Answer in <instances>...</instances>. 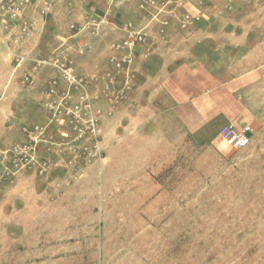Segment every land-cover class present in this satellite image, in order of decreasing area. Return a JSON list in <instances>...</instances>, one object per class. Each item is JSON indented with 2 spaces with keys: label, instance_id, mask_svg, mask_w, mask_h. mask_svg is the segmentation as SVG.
<instances>
[{
  "label": "crops",
  "instance_id": "crops-1",
  "mask_svg": "<svg viewBox=\"0 0 264 264\" xmlns=\"http://www.w3.org/2000/svg\"><path fill=\"white\" fill-rule=\"evenodd\" d=\"M141 1L33 0L27 16L36 27L22 50L30 59L67 55L78 73L102 74L111 67L110 44L126 36L124 23L148 25L152 53L135 61L134 91L157 83L181 134L131 142L127 129L123 134L115 131L120 118L116 110L103 123L106 157L89 166L86 177L69 183L72 174L62 168L53 169L48 178L23 175L1 196L0 209L11 222L5 229L8 235L0 242V264L115 262V242L98 223V213L89 203L95 198L101 209L109 207L107 202L115 194L111 195L107 182L113 184L111 179L115 175L119 179L120 174L125 178L121 183L131 182L130 177L139 170L131 165L143 167L150 162L164 167L176 158L188 136L207 151L221 152L226 145L222 131L229 125L250 132L252 139L256 135L260 122L252 105L264 103V0H171L161 11L152 9V14L140 8ZM47 3L50 11L44 12ZM183 10L202 17L190 30L179 26ZM153 14L158 17L153 19ZM162 20H168L164 37L160 34ZM17 30L15 27L14 32ZM0 51L11 55L3 42ZM31 65L28 61L17 69L13 64L20 83ZM52 72L51 67H43L35 83L24 86L26 99H30L26 124L46 120L42 100L45 81ZM129 102L130 98L125 104ZM21 139L19 130L17 141ZM149 176L143 185L115 197L123 200L126 217L150 224V229L140 228V238L150 232L160 235L150 247H173L178 194L164 190Z\"/></svg>",
  "mask_w": 264,
  "mask_h": 264
},
{
  "label": "rangeland",
  "instance_id": "rangeland-1",
  "mask_svg": "<svg viewBox=\"0 0 264 264\" xmlns=\"http://www.w3.org/2000/svg\"><path fill=\"white\" fill-rule=\"evenodd\" d=\"M13 64L11 55L0 51V143L5 146L18 140L30 101ZM156 84L134 91L130 102L116 109L120 118L115 131L123 134L127 129L131 142L181 134ZM252 106L260 126L248 146L237 149L226 141L223 151H207L188 136L176 158L164 167L150 162L143 167L131 165L139 169L131 182L121 183L122 174L111 179L114 185L107 182L111 195L115 194L107 202L109 207L101 209L95 198L89 201L98 213V223L115 242L111 264H264V103ZM149 175L164 190L178 194L173 247H150L160 235L150 232L140 238V228L150 229V224L126 217L123 200L115 197L143 185ZM2 212L0 242L8 235L5 229L11 222Z\"/></svg>",
  "mask_w": 264,
  "mask_h": 264
},
{
  "label": "built area",
  "instance_id": "built-area-1",
  "mask_svg": "<svg viewBox=\"0 0 264 264\" xmlns=\"http://www.w3.org/2000/svg\"><path fill=\"white\" fill-rule=\"evenodd\" d=\"M32 2L0 0V42L7 46L17 69L31 62V67L21 75L23 86L33 85L36 74L43 67L53 69L45 81L42 100L46 120L22 125L21 140L8 146L0 144V197L23 175L34 173L48 178L53 169L62 168L72 174L70 183L86 177L89 166L103 161L106 157L103 123L135 90L134 64L138 56L148 57L152 53L148 25L126 22L123 25L126 36L110 44L111 67L102 74L78 73L67 55L30 59L22 46L32 37L36 27V22L27 16ZM170 3L171 0H142L140 8L152 14V9L159 7L161 11ZM49 11L47 3L44 12ZM158 14H153L152 18L156 19ZM201 18V15L183 10L178 16L179 26L182 30H190ZM161 23L160 34L164 37L168 20ZM15 27L18 28L16 32ZM79 50L84 52V49ZM222 136L237 149L248 146L252 140L246 131H237L233 125L227 126Z\"/></svg>",
  "mask_w": 264,
  "mask_h": 264
},
{
  "label": "water",
  "instance_id": "water-1",
  "mask_svg": "<svg viewBox=\"0 0 264 264\" xmlns=\"http://www.w3.org/2000/svg\"><path fill=\"white\" fill-rule=\"evenodd\" d=\"M247 135H248V136H251V133H250V132H248V133H247Z\"/></svg>",
  "mask_w": 264,
  "mask_h": 264
}]
</instances>
